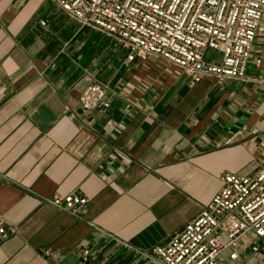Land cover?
Listing matches in <instances>:
<instances>
[{
	"label": "crops",
	"instance_id": "0c3cea01",
	"mask_svg": "<svg viewBox=\"0 0 264 264\" xmlns=\"http://www.w3.org/2000/svg\"><path fill=\"white\" fill-rule=\"evenodd\" d=\"M114 40L53 0H0V264H155L136 249L166 244L222 173L264 170V12L244 79L191 84ZM92 77L107 107H81ZM72 191L80 218L45 201ZM222 258L264 264V238Z\"/></svg>",
	"mask_w": 264,
	"mask_h": 264
},
{
	"label": "built area",
	"instance_id": "2783aa9c",
	"mask_svg": "<svg viewBox=\"0 0 264 264\" xmlns=\"http://www.w3.org/2000/svg\"><path fill=\"white\" fill-rule=\"evenodd\" d=\"M80 27L102 30L126 50L125 60L153 57L173 65L195 84L203 77L222 83L244 79L249 64L260 65L253 46L264 0H53ZM41 24L45 22L40 21ZM207 49L214 51L207 56ZM108 84L92 77L79 96L81 107L96 108ZM221 186L198 214L166 244L136 249L155 264H228L238 258L246 235L264 238V170L252 175L226 171ZM45 201L80 218L88 200L72 191ZM13 232V229H10ZM0 236L7 237L0 223ZM252 251L259 246L252 245ZM84 250L83 255L88 256Z\"/></svg>",
	"mask_w": 264,
	"mask_h": 264
},
{
	"label": "rangeland",
	"instance_id": "374dc122",
	"mask_svg": "<svg viewBox=\"0 0 264 264\" xmlns=\"http://www.w3.org/2000/svg\"><path fill=\"white\" fill-rule=\"evenodd\" d=\"M112 45H114V47H111ZM111 46H110V49H114V52H115V53H116V50H118V51H120V50L123 51V50H122V47H121L120 44H119V42L116 41V40H114L113 42H111ZM213 53H214V51L211 50V49H207V51H206L207 56H212Z\"/></svg>",
	"mask_w": 264,
	"mask_h": 264
}]
</instances>
